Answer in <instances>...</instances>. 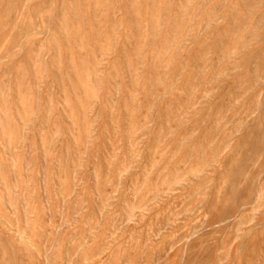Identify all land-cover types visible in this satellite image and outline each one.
Wrapping results in <instances>:
<instances>
[{
	"label": "rangeland",
	"instance_id": "obj_1",
	"mask_svg": "<svg viewBox=\"0 0 264 264\" xmlns=\"http://www.w3.org/2000/svg\"><path fill=\"white\" fill-rule=\"evenodd\" d=\"M263 35L264 0H0V264H264Z\"/></svg>",
	"mask_w": 264,
	"mask_h": 264
},
{
	"label": "bare ground",
	"instance_id": "obj_2",
	"mask_svg": "<svg viewBox=\"0 0 264 264\" xmlns=\"http://www.w3.org/2000/svg\"><path fill=\"white\" fill-rule=\"evenodd\" d=\"M224 2H225V1H224ZM258 2H259V1H258ZM195 3H196V1H195ZM248 3H251V2L248 1ZM256 3H257V2H256ZM259 3H260V2H259ZM262 3H263V2H262ZM132 4H133V3H132ZM132 4H131V5H132ZM222 4H224L223 1H222ZM225 4H226V3H225ZM242 4H243V3H242ZM135 5H136V4H135ZM137 5H138V4H137ZM191 5H192V4H191ZM205 5H207V4H205ZM220 5H221V4H220ZM244 5H245V4H244ZM221 6H222V5H221ZM253 6H254V5H253ZM257 6H258V5H257ZM219 7H220V6H219ZM219 7H218V8H219ZM244 7H245V6H244ZM246 7H247V6H246ZM167 8H168V7H167ZM137 9H138V8H137ZM187 9H188V7H187ZM244 9H245V8H244ZM255 9H256V8H255ZM133 10H134V9H133ZM157 10H158V9H157ZM234 10H236V9H234ZM245 10H246V9H245ZM251 10H252V9H251ZM187 11H188V10H187ZM248 12H249V11H248ZM252 12H253V11H252ZM186 13H187V12H186ZM188 13H189V12H188ZM188 13H187V14H188ZM250 13H251V12H250ZM194 16H195V15H194ZM249 16H250V15H249ZM249 16H248V17H249ZM259 17H260V16H259ZM262 17H263V15H262ZM244 18H245V16H244ZM260 18H261V17H260ZM247 19H248V18H247ZM261 19H262V18H261ZM114 20H115V19H114ZM158 20H159V19H158ZM207 20H208V19H207ZM214 20H215V19H214ZM216 20H217V19H216ZM150 21H151V20H150ZM262 21H263V19H262ZM141 22H142V21H141ZM244 22H245V21H244ZM191 23H193V22H191ZM194 23H195V22H194ZM208 23H209V22H208ZM259 23H260V22H259ZM158 24H159V22H158ZM215 24H216V23H215ZM233 24H234V23H233ZM154 25H155V24H154ZM190 25H191V24H190ZM207 25H208V24H207ZM260 25H261V24H260ZM18 26L20 27V25H18ZM29 26H30V25H29ZM205 26H206V24H205ZM262 26H263V25H262ZM262 26H261V27H262ZM136 27H137V26H136ZM153 27H154V26H153ZM190 27H191V26H190ZM194 28H195V27H194ZM257 28H258V27H257ZM151 29H152V28H151ZM192 29H193V28H192ZM195 29H196V28H195ZM240 29H241V28H240ZM240 29H239V31H240ZM156 30H160V29H156ZM205 30H206V29H205ZM205 30H204V31H205ZM254 30H255V29H254ZM13 32H14V31H13ZM13 32H12V33H13ZM24 33H25V32H24ZM37 33H38V32H37ZM37 33H36V34H37ZM261 33L263 34V32H261ZM44 34H45V33H44ZM99 34H100V32H99ZM193 34H194V33H193ZM195 34H196V33H195ZM201 34H202V33H201ZM24 35H25V34H24ZM26 35H27V34H26ZM191 35H192V34H191ZM103 36H104V35H103ZM260 36H261V35H260ZM263 37H264V35H263ZM151 38H152V37H151ZM174 38H175V37H174ZM185 38H186V37H184V39H185ZM260 38H261V37H260ZM155 39H156V38H155ZM22 40H23V38H22ZM190 40H191V39H190ZM259 40H260V39H259ZM151 41H152V40H151ZM176 41H177V40H176ZM256 41H257V40H256ZM257 42H258V41H257ZM186 43H187V42H186ZM251 43H252V42H251ZM180 44H181V43H180ZM252 44H253V43H252ZM249 45H250V44H249ZM249 45H248V46H249ZM146 46H147V45H146ZM172 46H173V45H172ZM144 47H145V46H144ZM166 47H167V46H166ZM168 47H169V46H168ZM1 48H2V47H1ZM156 48H157V47H156ZM179 48H180V47H179ZM143 49H144V48H143ZM157 49H158V48H157ZM0 50H1V49H0ZM169 50H170V49H169ZM247 50H248V49H247ZM156 51H157V50H156ZM164 52H165V51H164ZM168 52H169V51H168ZM178 52H179V51H178ZM188 52H189V51H188ZM107 53H108V52H107ZM141 53H143V52H141ZM155 53H156V52H155ZM102 56H103V55H102ZM105 56H106V55H105ZM139 57H140V56H139ZM185 57H186V56H185ZM100 59H101V58H100ZM157 59H158V58H157ZM182 60H183V59H182ZM184 60H185V58H184ZM106 61H107V60H106ZM106 61H105V62H106ZM161 61H162V60H161ZM244 61H245V60H244ZM138 62H139V61H138ZM242 63H243V62H242ZM256 64H257V63H256ZM241 65H242V64H241ZM169 66H170V65H169ZM98 68H99V67H98ZM199 69H200V68H199ZM238 69H239V68H238ZM200 71H201V70H200ZM262 71H263V69H262ZM202 72H203V71H202ZM198 74H199V73H198ZM201 74H202V73H201ZM203 74H204V73H203ZM261 74H264V73H261ZM204 75H205V74H204ZM258 75H260V74H258ZM261 76H262V75H261ZM261 76H260V77H261ZM262 77H263V76H262ZM178 78H179V77H178ZM190 80H191V79H190ZM257 80H258V79H257ZM262 83H263V82H262ZM175 84H176V83H175ZM175 84H174V85H175ZM254 86H255V85H254ZM260 86H261V84H259V87H260ZM172 87H173V86H172ZM256 87H257V86H256ZM170 89H171V88H170ZM170 91H171V90H170ZM263 95H264V94H263ZM164 96H165V95H164ZM191 96H192V95H191ZM165 97H167V95H166ZM258 97H259V96H258ZM209 98H210V97H209ZM256 98H257V97H256ZM255 101H256V100H255ZM255 101H254V102H255ZM258 105H259V103H258ZM255 106H256V103H255ZM253 110H256V108L254 107ZM256 111H257V110H256ZM253 112H254V111H253ZM255 113H256V112H255ZM27 117H28V116H27ZM245 120H246V119H245ZM179 122H180V121H179ZM243 123H244V122H243ZM26 124H27V123H25V125H26ZM250 125H251V124H250ZM247 126H248V125H247ZM241 127H243V126H241ZM250 127H251V126H250ZM140 128H141V127H140ZM248 128H249V127H248ZM148 129H149V128H148ZM236 129H238V128L236 127ZM141 130H142V129H141ZM238 131H239V130H238ZM134 133H136V132H134ZM205 133H206V132H205ZM233 135H236V134H233ZM132 136H133V135H132ZM230 137H231V136H230ZM229 144H230V143H229ZM225 147H226V146H225ZM230 147H231V146H230ZM209 148H210V147H209ZM223 148H224V147H223ZM222 156H223V155H222ZM219 158H220V156H219ZM215 164H216V163H215ZM231 171H232V170H231ZM219 173H220V172H219ZM227 173H229V172H227ZM238 238H239V237H238ZM238 238H237V239H238ZM19 239H20V238H19ZM7 242H8V241H7Z\"/></svg>",
	"mask_w": 264,
	"mask_h": 264
}]
</instances>
